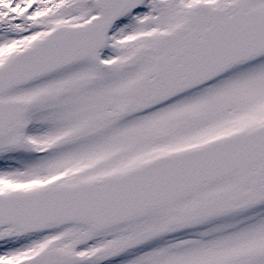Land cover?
Here are the masks:
<instances>
[{
    "label": "snow or ice",
    "instance_id": "6c2138e0",
    "mask_svg": "<svg viewBox=\"0 0 264 264\" xmlns=\"http://www.w3.org/2000/svg\"><path fill=\"white\" fill-rule=\"evenodd\" d=\"M0 264H264V0H0Z\"/></svg>",
    "mask_w": 264,
    "mask_h": 264
}]
</instances>
